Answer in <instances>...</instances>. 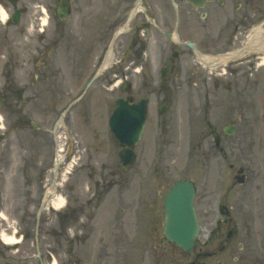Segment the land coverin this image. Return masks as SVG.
Wrapping results in <instances>:
<instances>
[{
  "label": "flooded vegetation",
  "instance_id": "obj_1",
  "mask_svg": "<svg viewBox=\"0 0 264 264\" xmlns=\"http://www.w3.org/2000/svg\"><path fill=\"white\" fill-rule=\"evenodd\" d=\"M64 3L70 8L65 19L57 14ZM2 9L8 19L4 21L0 14V51L1 55L7 53L2 56L12 64L8 90L32 109L34 101H77L75 115L73 119L68 118V123L76 124L90 111L102 116L105 106L107 111L110 109L111 99L114 102L120 97L132 104L146 98L148 116L157 104L153 95L160 96L163 90L165 95L157 106L163 104L166 112L174 107L172 98H185L190 110L192 100H203L206 107L211 89H223L224 82L249 86V76L244 77L245 82L238 77L221 76L223 67L230 75L243 69L248 74L256 68L264 69V0H0ZM16 10L20 12L17 22L13 21ZM19 49L22 61L16 60ZM226 54L234 58L223 63L221 57ZM17 56L20 58V54ZM20 62L25 77L22 87L17 80H10L16 76L15 70L21 68ZM210 62L219 71H210L212 66H207ZM5 89L2 88L3 94ZM216 103L222 112L221 101ZM63 109L55 112L60 114ZM200 111L208 115L206 108ZM210 133L217 139L218 156L225 158L233 169L230 153L238 142L231 140L221 128H214ZM147 143L153 148L152 133ZM145 152L144 147L138 150L135 172L138 197L149 207L152 216L150 226L156 224L155 215L163 205L162 197L168 186L178 180L194 181L195 206L201 220L207 192L205 166L195 161L193 168L182 167L183 173H165L155 168L152 174L146 175L144 166L159 164V160L153 153L150 163L147 162ZM62 168L52 177L47 175L46 168L35 179L40 190V207L52 195L48 189L50 184L66 196V205L47 217L54 221L53 229L49 223L46 232L53 236L50 239L56 244L55 249L43 247L48 242L43 240L46 238L41 232L36 238L42 249L38 254L41 263L45 258L51 264L56 254L59 264H77L78 216L76 206L70 203L72 193H65L66 184L58 181L64 179ZM234 171L230 179L226 176L216 184L219 216L215 223L221 230L217 242L221 250L218 264H264V188L253 189L254 182L244 168L239 174L243 183L233 181L239 169ZM145 191L148 198L144 197ZM47 193L48 198L44 199ZM239 211L246 214L241 216ZM250 212L255 213L252 221ZM38 228L45 230L44 226ZM202 249L200 245L196 261ZM10 250L0 241V255L4 251L3 257H9ZM10 262L7 259L6 264Z\"/></svg>",
  "mask_w": 264,
  "mask_h": 264
},
{
  "label": "rangeland",
  "instance_id": "obj_2",
  "mask_svg": "<svg viewBox=\"0 0 264 264\" xmlns=\"http://www.w3.org/2000/svg\"><path fill=\"white\" fill-rule=\"evenodd\" d=\"M24 1L26 2L27 0ZM16 52V60L19 59L22 61L21 49ZM17 54H20V58ZM4 60L5 58L1 56L0 51V85L5 81L6 69L2 72ZM21 63L22 62H20L21 68L17 71L15 70L16 76L12 79V82L16 80L20 82L24 81ZM226 76L238 77L241 82H245L247 76L250 77V89H246L245 99L241 95L242 90L240 89L243 85L240 83L238 89L235 90V93H238L236 100L228 96L227 94L229 92L233 93L230 89L231 85L229 84V87L218 90L220 95L217 98H215V90L213 89L214 97L212 95L210 101L213 108L210 115L206 118L194 115L193 111L198 110L201 105H203L200 100L193 102L194 106L191 112L186 106L181 108V113L179 108H176L173 113L165 117V123L163 125L157 122L156 115L152 116L153 125L156 127L157 132L161 134L165 132L164 138L157 139L155 143V147L158 146L157 152L160 156L168 160L170 158H175L174 162H178L186 151L188 142L192 139H202L203 136L208 135V133L205 132L209 120L214 127H222L228 123H235L237 131L239 130V132L237 136L231 139L239 140L238 135H243V140L246 141L247 139L245 136L247 134L252 136V148L244 149L245 151L248 150L247 152L249 153L248 158H245L246 163L249 164L251 172H262L264 165V86H261L260 82L263 81L264 70L262 68H256L250 70L248 74L247 69H243L240 70L238 74L233 73V75H230L228 73ZM69 83L71 86L70 81H68V85ZM251 86H254V88L252 89ZM182 91L185 92V90ZM218 100H220L224 106L231 107L235 105V111L219 113L216 106V101ZM67 102V100H64L58 104L51 103L45 108H43V106H37V108L30 113L29 110L25 109L21 100L17 101L9 96L0 106V212L8 219V221L5 222L1 220L2 217L0 216L1 229L8 228L3 231L10 232L11 229L15 230V228L18 230L21 228V231L22 228L25 227L29 229L31 226H27L28 221L33 225L35 217L31 215V217H29L27 213L29 212V214L35 215V207H33V205L38 199L39 192V188L36 186L38 181L35 180V178L37 177L36 174L39 172V166L43 165L44 157L48 156V153L45 155V153L41 152L39 149L51 147L53 135L49 130L52 129L54 116H56L54 106L59 108L62 104L65 105ZM183 103H186V100H183ZM189 113H191V117ZM31 120L42 125V129L34 133L32 131V125L30 124ZM87 120L88 115L86 121ZM91 120L89 122L87 121V123H91ZM103 120L105 121V118H103ZM78 129V139L83 140V147L86 141L92 142V138L89 137L86 139L84 137L87 136V134L81 132L80 129L83 128ZM58 132H60V130H58ZM199 134H201L200 138H197ZM45 136L48 138L47 141L49 145H44V141H46ZM95 137L100 138L93 141V146L92 143L89 144V146H92L88 150L89 156L81 151L79 152V154H83L82 157L84 158L82 160L84 161L75 164L73 178L71 177L72 179L69 178L67 182H65V188H67L65 193H72L75 189L74 195L80 196V200H83V207L80 208L76 226L78 232L77 264L191 263V260L182 253L181 248L169 242L161 243L159 241V236H161L160 227L155 228L152 231V235H150V232H146V218L149 208H147V205H144L143 202H139L136 188L138 183L134 180L136 173H134L135 168L133 167L129 172L121 173L117 165L118 157H116L112 149L108 147L106 132H100L96 134ZM70 138L72 137L70 136ZM208 138H211V136ZM167 139L170 142H168ZM144 147L147 152H149L148 147ZM29 149L33 152L32 155H30V153L26 154V151ZM150 155L151 153L148 154V156ZM74 159L77 160L76 157ZM47 161H50V157ZM212 161H215L214 156H212ZM147 162L150 163L149 157L147 158ZM50 165L48 167H50ZM156 166V163L153 165L147 164L144 168L147 167V171L153 173V168ZM71 168H73V166H71ZM92 168H94V176H90L92 179L89 180L87 175L92 173ZM51 171L52 168H49L47 173H51ZM110 171H112L113 174L109 178H105L104 175H108ZM39 174H41V171ZM209 176L210 175H208V178ZM101 177H103L104 180H101ZM97 180H99V185H96ZM88 183L89 187L94 190H96V187L98 188L100 186L98 188L99 199L95 198L87 201L89 198L87 197L89 194L87 192ZM72 185H74V187H72ZM144 197H149L147 191L144 192ZM204 200L206 202L207 212H203L204 220H202V222L204 225L200 234V241L202 242H205L207 236L210 235L211 227L219 216L216 210L214 192L209 191ZM28 202L32 203L29 211L26 208ZM53 214L52 211L47 210L42 216V220L48 222L42 224L45 230H41L42 237L46 238L43 240L48 242V244L43 247L47 249L50 247L55 249L56 246L53 240L50 239V237L53 236L46 232V229L50 228L49 223H52L53 229V219L47 218ZM244 214L246 213L239 211V215L243 216ZM21 215H23V217H20ZM157 218L160 223L164 221L162 209L157 213ZM249 220H252L251 217ZM28 229L25 230L26 236L19 243V249L14 250L12 254L9 252V257H3L6 254V252L3 251L4 255H0L1 261L6 258L11 259L13 263L10 262V264H47L45 258L43 259V263L40 262L41 260H38V252L42 251V249L39 243L33 245L32 239L34 236L30 234V230ZM34 231L37 233L38 229ZM9 235H11V233H7L6 237ZM148 236L149 239L147 238ZM19 237L20 236H17L18 239ZM12 246L17 247L18 245ZM205 248L208 252L215 253L213 250L215 248L214 240H210ZM197 250H199V247ZM197 250L194 251V254L198 252ZM55 256L58 259L56 254ZM201 260L204 264H215L216 262L215 257L212 255L206 259L202 257Z\"/></svg>",
  "mask_w": 264,
  "mask_h": 264
},
{
  "label": "water",
  "instance_id": "obj_3",
  "mask_svg": "<svg viewBox=\"0 0 264 264\" xmlns=\"http://www.w3.org/2000/svg\"><path fill=\"white\" fill-rule=\"evenodd\" d=\"M120 122L121 116L120 113H117L116 122L114 124V130L120 138L124 139V135L130 136L129 133L131 128L123 130L120 127ZM140 133L141 127L140 131H138L136 138H138ZM131 134L133 135V132H131ZM134 141L136 140H129V142L132 143H134ZM133 157L134 155L130 152L127 155V158L125 159L124 163L130 164L133 161ZM179 197L181 198L180 205L183 204V200L184 207H180L178 206L177 202H174V200H178ZM192 198V190L187 191L186 187L177 186L175 189L172 190L167 201V224L165 227V236L171 238L178 244L182 245L184 249H188L194 244V238L198 231L196 215L192 207Z\"/></svg>",
  "mask_w": 264,
  "mask_h": 264
},
{
  "label": "bare ground",
  "instance_id": "obj_4",
  "mask_svg": "<svg viewBox=\"0 0 264 264\" xmlns=\"http://www.w3.org/2000/svg\"><path fill=\"white\" fill-rule=\"evenodd\" d=\"M3 15H4V17L6 16V14H5V12H3ZM6 18V17H5ZM62 199L61 198H59V199H57V201H56V207H60L61 205H62ZM5 241L7 242V243H13V242H16V237H14V236H8V237H5Z\"/></svg>",
  "mask_w": 264,
  "mask_h": 264
},
{
  "label": "clouds",
  "instance_id": "obj_5",
  "mask_svg": "<svg viewBox=\"0 0 264 264\" xmlns=\"http://www.w3.org/2000/svg\"><path fill=\"white\" fill-rule=\"evenodd\" d=\"M0 14H2V10H0Z\"/></svg>",
  "mask_w": 264,
  "mask_h": 264
}]
</instances>
